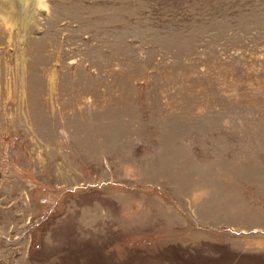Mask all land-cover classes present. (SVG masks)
<instances>
[{
    "label": "rangeland",
    "instance_id": "1",
    "mask_svg": "<svg viewBox=\"0 0 264 264\" xmlns=\"http://www.w3.org/2000/svg\"><path fill=\"white\" fill-rule=\"evenodd\" d=\"M26 1L0 0V264H264V0Z\"/></svg>",
    "mask_w": 264,
    "mask_h": 264
},
{
    "label": "bare ground",
    "instance_id": "2",
    "mask_svg": "<svg viewBox=\"0 0 264 264\" xmlns=\"http://www.w3.org/2000/svg\"><path fill=\"white\" fill-rule=\"evenodd\" d=\"M20 1H22V2H27L26 0H20ZM22 5V4H21ZM25 5V4H24Z\"/></svg>",
    "mask_w": 264,
    "mask_h": 264
}]
</instances>
